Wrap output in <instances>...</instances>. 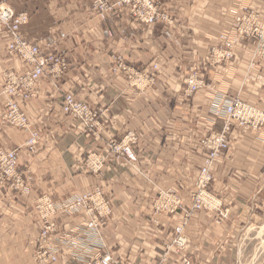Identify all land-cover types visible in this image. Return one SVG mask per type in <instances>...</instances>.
Returning a JSON list of instances; mask_svg holds the SVG:
<instances>
[{
  "label": "crops",
  "instance_id": "1",
  "mask_svg": "<svg viewBox=\"0 0 264 264\" xmlns=\"http://www.w3.org/2000/svg\"><path fill=\"white\" fill-rule=\"evenodd\" d=\"M0 2L29 16L21 28L23 40L69 63L58 84L44 77L38 96L20 102L32 128L42 133L32 155L22 149L28 133L2 121L7 103L3 86L10 76H22L31 67L9 53V33L0 29V148L19 152V170L28 186L26 191L0 186V264H36L40 229L33 207L42 195L61 201L96 188L111 204L102 234L106 250L119 264H183L184 259L191 264L230 263L236 235L254 226L263 213L264 126L247 133L233 129L230 150L215 163L209 188L219 211L204 210L190 220L182 253L171 246L184 211L192 207L207 154L200 142L223 126L214 116L216 106L224 95L239 96L264 113V58L256 55V42L240 43L231 65L210 59L221 32L234 26L236 13L246 9L264 17V0H160L171 25L140 23L127 7L103 21L93 14L89 0ZM118 58L138 72L159 65L156 84L131 86L125 72H114ZM194 68L207 86L188 97L185 78ZM68 93L100 113L97 135L62 112ZM130 132L138 138L135 163L108 154L109 142ZM92 154L106 159L98 173L86 164ZM162 193L181 200L180 210L157 211ZM76 222L62 219L69 229ZM57 264L76 263L62 252Z\"/></svg>",
  "mask_w": 264,
  "mask_h": 264
},
{
  "label": "built area",
  "instance_id": "2",
  "mask_svg": "<svg viewBox=\"0 0 264 264\" xmlns=\"http://www.w3.org/2000/svg\"><path fill=\"white\" fill-rule=\"evenodd\" d=\"M92 12L106 21L118 9L127 7L133 17L140 23L154 25L165 23L171 25L172 19L161 10L158 0H90ZM29 21V16L16 13L10 6L0 2V29L9 33L8 51L19 56L30 65V71L22 76H10L2 88V95L7 103L2 114L4 124L28 133L29 137L22 149L30 154L38 152L42 133L34 130L28 116L22 110L20 102H29L38 96V84L47 76L58 84L69 70V63L60 54L43 53L37 46L23 40L21 28ZM253 39L264 45V19L258 16H236L235 28L227 30L220 36L219 44L211 49V61L217 65H231L235 49L241 42ZM121 70L129 78L131 86L137 89L149 88L156 84L159 65H152L143 71L130 69L121 58L117 59L114 72ZM197 69H191L185 80V93L188 97L206 87ZM222 105L216 106L214 116L222 122V129L204 137L200 144L207 152L203 166L192 194V207L184 211V216L175 229L176 238L172 244L175 251L182 252L187 246L185 229L190 220L204 210L220 207L214 205V197L209 188L213 182L215 163L230 150V134L236 127L244 133L258 130L264 126V113L242 101L239 97H224ZM62 112L76 121L80 127L92 135L101 130L100 113L89 104L79 101L72 93L63 97ZM138 143L135 133H127L122 139L109 142L108 154L117 159H125L135 163L137 156L134 146ZM19 152L0 148V186L26 191L28 186L23 173L19 170ZM105 157L92 154L87 159V167L98 173L102 170ZM182 207L177 197L162 193L156 206L157 211L176 213ZM39 225V234L35 238L34 261L36 264H57L59 255L66 252L76 264H119L107 251L103 230L108 226L112 214L110 201L102 190L96 188L92 192L74 195L61 201H54L49 195H42L34 204ZM77 219L74 227L62 223V219ZM80 219V220H79ZM79 220V221H78ZM68 229H65L67 228ZM62 228L64 231H62ZM170 248V249H172ZM183 264H191L184 259Z\"/></svg>",
  "mask_w": 264,
  "mask_h": 264
},
{
  "label": "rangeland",
  "instance_id": "3",
  "mask_svg": "<svg viewBox=\"0 0 264 264\" xmlns=\"http://www.w3.org/2000/svg\"><path fill=\"white\" fill-rule=\"evenodd\" d=\"M90 3L92 4L91 1H90ZM158 4H159V7H160L161 6L160 0H158ZM91 8H92V5H91ZM238 15H240V16H243V15L258 16L260 19H264V17H262V16H260L258 14L252 13V12H248L246 9H242V13H238V14L236 13V16H238ZM234 28H235V21H234V26L231 29H226L224 31L233 30ZM224 31L221 32L220 36L222 35V33ZM220 36L218 38L219 41H220ZM251 40H253V39H251ZM254 41L256 42V55H259L262 58H264V45H262L257 40H254ZM210 54H211V51H210ZM234 57H235V55H234ZM210 59H211V57H210ZM233 60H234V58H233ZM222 66L225 67V65H222ZM186 79H187V77L185 78V80ZM223 97H226V95H224ZM236 97H239V96H236ZM232 98H235V97H231L230 99H232ZM221 129L219 131H221ZM220 216L222 218H225L226 214L224 215V214L220 213ZM216 222L220 223L221 221L217 220ZM254 224H255L254 226H247V227L245 226V227L241 228L239 233H238V235H236V237L234 239V245H233L234 246L233 259H231L230 263H228V264H264V208H263L262 215L259 217V219L257 221L254 222ZM175 238H176V233L174 231V238H173L172 244H173ZM173 248L177 249L176 247H173ZM185 249H186V247H185Z\"/></svg>",
  "mask_w": 264,
  "mask_h": 264
}]
</instances>
